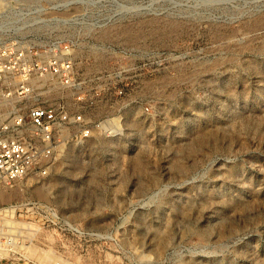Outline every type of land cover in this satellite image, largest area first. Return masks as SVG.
<instances>
[{"label":"rangeland","instance_id":"obj_1","mask_svg":"<svg viewBox=\"0 0 264 264\" xmlns=\"http://www.w3.org/2000/svg\"><path fill=\"white\" fill-rule=\"evenodd\" d=\"M24 1L135 102L0 190V264H264V0Z\"/></svg>","mask_w":264,"mask_h":264},{"label":"built area","instance_id":"obj_2","mask_svg":"<svg viewBox=\"0 0 264 264\" xmlns=\"http://www.w3.org/2000/svg\"><path fill=\"white\" fill-rule=\"evenodd\" d=\"M56 8L0 0V190L28 174H44L66 143L116 135L122 109L135 102L125 83L133 68L121 63L112 72L117 114H105L103 71H89L76 41L56 32L86 28L87 9L59 16L69 9ZM3 237L0 230V244Z\"/></svg>","mask_w":264,"mask_h":264}]
</instances>
